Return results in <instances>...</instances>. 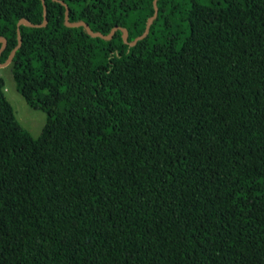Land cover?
I'll return each instance as SVG.
<instances>
[{
  "label": "trees",
  "instance_id": "16d2710c",
  "mask_svg": "<svg viewBox=\"0 0 264 264\" xmlns=\"http://www.w3.org/2000/svg\"><path fill=\"white\" fill-rule=\"evenodd\" d=\"M0 38L45 113L0 78V264H264V0H0Z\"/></svg>",
  "mask_w": 264,
  "mask_h": 264
},
{
  "label": "rangeland",
  "instance_id": "374dc122",
  "mask_svg": "<svg viewBox=\"0 0 264 264\" xmlns=\"http://www.w3.org/2000/svg\"><path fill=\"white\" fill-rule=\"evenodd\" d=\"M0 78H2L4 83V96L11 104L15 118L33 139H37L45 123V113L28 106L22 96L16 91L9 61L0 64Z\"/></svg>",
  "mask_w": 264,
  "mask_h": 264
},
{
  "label": "water",
  "instance_id": "95a60500",
  "mask_svg": "<svg viewBox=\"0 0 264 264\" xmlns=\"http://www.w3.org/2000/svg\"><path fill=\"white\" fill-rule=\"evenodd\" d=\"M43 1V0H42ZM55 1H58V0H55ZM64 6H65V8L67 9V6L64 4ZM44 5H43V13H45V10H44ZM67 13V11H65V14ZM20 22H23V23H27V20L25 19V18H21L20 19ZM65 24L66 25H69V22L67 21V20H65ZM73 25H83V26H85V27H87V25L84 23V22H82V21H79V22H75ZM123 31H125V29H123ZM96 35L97 36H103V37H105V38H109L110 37V34H107V35H102L101 33H99V32H97L96 33ZM0 41L4 44V39L3 38H0ZM20 43V40L18 41V44ZM132 44V43H131ZM9 61V60H8ZM0 64H4V63H0Z\"/></svg>",
  "mask_w": 264,
  "mask_h": 264
}]
</instances>
